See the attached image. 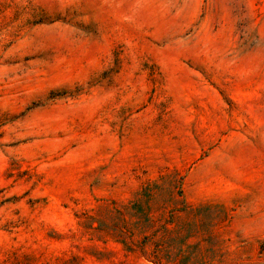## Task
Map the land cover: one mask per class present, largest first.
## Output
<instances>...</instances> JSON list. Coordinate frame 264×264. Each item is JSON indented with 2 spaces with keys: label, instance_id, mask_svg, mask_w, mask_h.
<instances>
[{
  "label": "rangeland",
  "instance_id": "374dc122",
  "mask_svg": "<svg viewBox=\"0 0 264 264\" xmlns=\"http://www.w3.org/2000/svg\"><path fill=\"white\" fill-rule=\"evenodd\" d=\"M0 264H264V0H0Z\"/></svg>",
  "mask_w": 264,
  "mask_h": 264
}]
</instances>
